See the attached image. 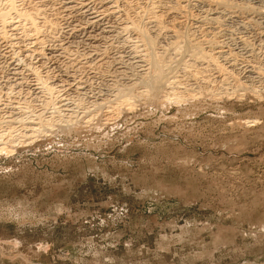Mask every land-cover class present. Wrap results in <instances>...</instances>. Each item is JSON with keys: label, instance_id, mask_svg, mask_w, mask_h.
Segmentation results:
<instances>
[{"label": "rangeland", "instance_id": "obj_1", "mask_svg": "<svg viewBox=\"0 0 264 264\" xmlns=\"http://www.w3.org/2000/svg\"><path fill=\"white\" fill-rule=\"evenodd\" d=\"M128 1L127 17L139 13L163 55L162 88L174 78L195 99L167 100L161 88L147 100L142 85L127 107L96 110L93 97L114 101L146 67L122 3L15 0L58 30L48 40L16 27L0 41V146L14 137L0 154V264H264V5L222 14L189 0L171 15L154 2L158 23L150 0ZM102 4L103 22L90 25ZM215 30L239 73L259 68L250 88L210 65L198 71L190 47ZM69 111L80 122L60 130ZM38 117L50 128L29 134Z\"/></svg>", "mask_w": 264, "mask_h": 264}, {"label": "bare ground", "instance_id": "obj_2", "mask_svg": "<svg viewBox=\"0 0 264 264\" xmlns=\"http://www.w3.org/2000/svg\"><path fill=\"white\" fill-rule=\"evenodd\" d=\"M44 1V0H43ZM106 1V0H105ZM109 1H112L113 3H114V1L115 0H107V3L109 2ZM121 3H119V4H121L122 5V10H121V12H119V14L121 13L122 15H124L123 17H124V19H125V16H126V19L128 20V22H129V19H132V20H130V22L128 23L129 24V26H128V24H127V28H130V29H132L133 31H134V34H135V37L137 38L136 40L138 41V45H141L140 47L142 48V53H140L141 54V56L139 57L140 59H142L143 60V62L145 63V65L144 66H146L144 69H141L142 71H140V72H138L136 75H135V79H134V81H132L129 85H127V87H123V88H119V89H117L116 90V93L114 94V98H113V100L114 101H111L110 100V98L108 99L107 98V95L105 96V94H97L95 97H93L94 98V100H93V102H92V105H93V107L97 110V109H99L103 104V102H106V103H110L111 104V106H110V108L112 109V111L114 110V111H117L118 109H119V107L121 106L122 107V105L123 106H128L129 105V103H128V99H127V97H129L130 96V94L132 93V91H135V90H138V89H141V88H139L140 86H144L145 85V90H143V89H141L140 91H142V92H140L139 91V97H143V98H145V99H147V98H153L154 99V97H156L157 95H159V94H161L160 92H161V88H162V85L163 84H161V81L164 79V74L166 73V71L164 70V68H163V64H165L164 63V58H163V55H161V54H159L158 52H157V50L155 51L154 50V48H155V46H156V44H155V40H154V37H153V39L151 38V36L149 35V33H148V31H147V29L145 28V26H143V25H141L142 23H141V17L140 16H138V14L139 13H136V9L137 8H135V10L132 12V15H135V13H136V15L135 16H131V15H129V17L130 18H128L127 16H128V8H130L131 7V5H130V3H129V1L128 0H119ZM132 1V0H131ZM130 1V2H131ZM145 1V0H144ZM188 2L189 3V0H150V2H151V5H148V6H150V8H148L149 9V11L148 12H150V14H152L151 15V18H152V20H157L158 19V17H156V14H154V7L152 6L153 5V3L154 2H160V4H161V6H160V4L159 3H157V4H159V8H161L162 7V10H163V8H164V12H165V14L167 13V14H169V13H171V11L173 12V10L174 9H176V10H178V9H180L181 7H182V4H184V2ZM191 2L193 1H197L198 3H199V1L201 2V4L203 3V5H206V6H208V8L210 7H216V8H218V7H220V9L221 8H225L226 10H227V8L228 7H234V8H237L239 11H243V12H251V13H259V11L258 10H256V5L257 4H259V5H261V3H262V5H264L263 3H264V0H190ZM28 2V1H27ZM31 1H29V4H32V3H30ZM42 2V1H41ZM46 2V1H45ZM83 2V1H82ZM147 2V1H146ZM0 3L1 4H3L4 6H5V8L4 7H2V9H0V41H1V39L3 40L5 37H6V33H5V31L7 30V29H14V28H16V27H18L19 29H21L22 31H24V32H26V33H29V34H31V37L32 36H36L37 35V37H38V35H42V36H45L46 37V39H52V37H53V35L55 34V32H57V30H58V28H57V24H55V22H56V20H55V22L53 23H51V22H49L45 17V19L42 21L41 20V22H38V19H40V18H38L39 17V14H38V11L37 10H39V8H40V6H39V8H35V6L33 7V6H29V9L27 10H23V8H21V9H18V8H16V4H15V0H0ZM102 3V1L100 2V4ZM104 3V2H103ZM111 3V2H110ZM109 3V6L111 5ZM116 3V2H115ZM117 3H118V1H117ZM116 3V4H117ZM145 3V2H144ZM249 3H251V4H249ZM131 4H133V3H131ZM150 4V3H149ZM155 4V3H154ZM196 4V3H195ZM253 4H256L255 6H253ZM82 5H83V3H82ZM82 5H80V6H82ZM115 5V4H114ZM114 5L112 6V9H113V7H114ZM118 5V4H117ZM117 5H115L116 6V8H117ZM156 5V4H155ZM154 5V6H155ZM188 5V4H187ZM257 6V9H258V7H262V6ZM36 6H37V4H36ZM100 6V7H99ZM98 7L100 8H98V10H100L99 12H96V13H94V14H89L88 16H89V18H88V23L90 24V25H92V24H94L95 25V23H97L99 20H100V22H103V21H101V17L99 16V14H101L102 16H103V14L104 13H106V10H107V8L106 7H108V6H106V7H104V5L102 4V5H99ZM136 6V5H135ZM146 7H147V5H145ZM158 6V5H157ZM1 7V6H0ZM26 7V6H25ZM78 7V6H77ZM76 7V8H77ZM87 7V6H86ZM97 7V6H96ZM203 7V6H202ZM213 7V8H214ZM3 8H4V10H3ZM66 8H69V7H66ZM109 8V7H108ZM132 8H134V7H132ZM212 8V9H213ZM215 8V9H216ZM263 8V7H262ZM111 8H110V10H112ZM147 9V10H148ZM156 9V8H155ZM158 9V8H157ZM211 9V10H212ZM215 9H213V10H215ZM229 9V8H228ZM261 8H259V10H260ZM41 10V9H40ZM39 10V11H40ZM117 9H115V11H116ZM129 10H132V9H129ZM175 10V11H176ZM206 10H208L207 9V7H206ZM217 10V9H216ZM223 9H221V13L222 14H224L225 12V10L224 11H222ZM85 11V10H84ZM87 11V10H86ZM95 11H97V10H95ZM113 11V10H112ZM128 11V12H127ZM146 11V10H145ZM161 11V10H160ZM180 10H178V12H179ZM231 11V10H230ZM235 11V10H234ZM262 11V10H261ZM260 11V12H261ZM264 11V10H263ZM262 11V12H263ZM43 12H44V10H43ZM110 12V11H109ZM114 12V11H113ZM118 12V11H117ZM131 12V11H130ZM130 12H129V14H130ZM135 12V13H134ZM156 12V11H155ZM163 11H161V13H162ZM210 12V11H209ZM219 12V11H218ZM220 12H219V14H220ZM224 12V13H223ZM232 12V11H231ZM231 12H228V15L230 16V14L229 13H231ZM245 12V13H246ZM159 13V12H158ZM176 13V12H175ZM235 13V12H234ZM240 13H242V12H240ZM239 13V14H240ZM245 13H242V16H243V14L245 15ZM248 13H246V15H249ZM43 14V13H42ZM80 14V13H79ZM108 14V13H107ZM106 14V15H107ZM111 14V13H110ZM114 14V13H113ZM117 14V13H116ZM118 14V15H119ZM150 14H148V16L150 15ZM160 14V13H159ZM179 14V13H178ZM177 14V15H178ZM207 14V13H206ZM209 14V13H208ZM207 14V16L209 17V15ZM211 14V13H210ZM217 14V17H219L218 16V13H216ZM222 14H220L221 15V18H222ZM232 14V13H231ZM260 14V13H259ZM109 15V14H108ZM115 15V14H114ZM171 15H172V13H171ZM170 15V16H171ZM214 15V14H213ZM227 15V14H226ZM235 15V14H234ZM241 15V14H240ZM251 15V14H250ZM253 15V14H252ZM262 15V14H261ZM264 15V14H263ZM44 16V15H43ZM68 16H70V15H68ZM68 16H65V17H68ZM110 16V15H109ZM157 16H158V14H157ZM174 16H176V14L174 15ZM206 16V20H209L208 22L209 23H211V24H213L214 23V25H216V16H214V17H207ZM211 16V15H210ZM228 16V17H229ZM242 16H240V17H242ZM256 16V15H255ZM258 16V15H257ZM256 16V17H257ZM106 18L108 17V16H105ZM113 17V16H112ZM112 17H110V18H112ZM122 17V18H123ZM156 17V18H155ZM160 17V16H159ZM173 17V16H172ZM224 17V16H223ZM231 17V16H230ZM236 17H238L237 16V13H236ZM244 17V16H243ZM260 16H258V18H259ZM263 17V16H262ZM43 18V17H42ZM81 18V17H80ZM105 18V19H106ZM119 18V17H118ZM122 18H121V20H122ZM146 18V17H145ZM144 18V19H145ZM155 18V19H154ZM202 18H204V17H202ZM202 18H200L201 20H199V23H198V25L196 26V28L198 27V29L197 30H199V26H201V25H199V24H201V22H202ZM220 18V17H219ZM225 18V17H224ZM251 18V17H250ZM149 19V18H148ZM263 19H264V17H263ZM50 20V19H49ZM74 20V19H73ZM107 20V19H106ZM116 20V19H115ZM127 20H125V21H127ZM250 20V19H249ZM252 20V19H251ZM15 21V22H14ZM52 21V20H51ZM105 21V20H104ZM124 21V20H123ZM158 21V23H159V19L157 20ZM219 21V20H218ZM254 21V20H253ZM205 22V18H204V20H203V23ZM57 23V22H56ZM125 23V22H124ZM154 23V22H153ZM202 23V24H203ZM207 23V22H206ZM205 23V24H206ZM218 24H219V22H217ZM87 24V23H86ZM99 24H101V23H99ZM99 24H97V25H99ZM157 24V23H156ZM208 24V23H207ZM125 26H126V23L124 24ZM158 25V24H157ZM196 25V24H195ZM209 25V24H208ZM120 26V25H119ZM156 26V25H155ZM159 26H160V24H159ZM204 26V25H203ZM211 26V25H210ZM209 26V27H210ZM217 26V25H216ZM214 27V26H213ZM41 28H43L44 29V31H42L43 29H41ZM158 28V27H157ZM159 28H161V27H159ZM206 28V27H205ZM110 29V28H109ZM201 29V28H200ZM206 29H208V27L206 28ZM210 29H211V27H210ZM210 29H208V31H211ZM216 29V28H215ZM160 30V29H159ZM8 31V30H7ZM6 31V32H7ZM161 31V30H160ZM167 31V30H166ZM203 31H204V33L207 31V30H204L203 28H202V33H203ZM208 31H207V33H208ZM214 32V33H213ZM213 32H209V33H212L209 37H208V39H204V40H200V41H195L192 45H191V47H190V51H189V54H190V56L192 57V58H194L193 60H194V63H198V65H197V67L199 68H197L198 69V71H200L201 72V70H203L204 69V67L206 66V65H210V66H212V68L214 69V70H216V72L217 71H220V72H217V73H221L222 72V75H226V76H228L229 78L231 77L232 79H231V81L232 82H235V84L237 85V87H242V89H247V88H250V87H248L249 86V84H251L252 82V78H257L258 79V77H261V76H259V74H260V70H259V68L258 67H256L255 65H253V64H247V66H245L246 68H245V70H243L242 72H240L241 73V76H240V73L238 72L239 71V69H238V71H237V68H236V66H237V63H236V61L234 60V58L232 59H230V60H228L227 58L225 59V54H228V51L226 52V51H224L223 50V48H224V43L223 42H220V40H218L217 38V34H216V30L215 31H213ZM165 33V32H164ZM33 34V35H32ZM167 34H169V33H167ZM206 34V33H205ZM204 34V35H205ZM214 34H216V36L214 35ZM218 34H220L219 32H218ZM209 35V34H208ZM28 36V35H27ZM41 36V37H42ZM177 36V35H176ZM207 36V35H206ZM44 37V38H45ZM164 37V36H163ZM215 37H217L216 39H215ZM220 37V36H219ZM34 38V37H33ZM40 38V37H39ZM177 38V37H176ZM43 39V38H42ZM48 39V40H49ZM37 40V41H36ZM40 40V39H39ZM39 40H38V38H35V40H34V44H35V41L36 42H39ZM42 41V40H41ZM243 41V40H242ZM43 42V41H42ZM37 44H39V43H37ZM206 45V48L204 49L203 47V45ZM203 46V47H202ZM174 48V47H173ZM230 50V49H229ZM251 51V50H250ZM41 52H42V50H41ZM246 52V51H245ZM40 53V52H39ZM38 53V54H39ZM137 53V52H136ZM135 53V54H136ZM255 53V52H254ZM259 53V52H258ZM43 54V53H42ZM230 54H233V53H230ZM40 55V54H39ZM167 55V54H166ZM235 55V54H234ZM250 55H251V53H250ZM250 55L248 54L247 55V53H246V56H245V58H247L248 56L250 57ZM225 56V57H224ZM221 58V59H219V58ZM248 57V58H249ZM137 58H138V56H137ZM217 58H218V60H217ZM132 59V58H131ZM91 60V59H90ZM220 60H222L221 62H220ZM92 62V61H91ZM192 62V61H191ZM247 62V61H246ZM249 62V61H248ZM196 63V64H197ZM202 63L204 64V66H202ZM194 65V64H193ZM166 66V65H165ZM210 66H208V67H210ZM138 67V66H137ZM190 67V66H189ZM192 67V66H191ZM120 69V68H119ZM196 70V69H195ZM130 71V70H129ZM164 71H165V73H164ZM189 72H191L190 70H188ZM197 72V71H196ZM205 72V71H204ZM261 72H262V70H261ZM234 73V74H233ZM264 73V72H263ZM196 74V73H195ZM194 76V74H192L191 73V76ZM220 75V74H219ZM222 75H221V77H222ZM261 75V74H260ZM202 76V75H201ZM166 77V76H165ZM219 78V77H218ZM223 78V77H222ZM225 78H227V77H225ZM228 78V79H229ZM118 79V78H117ZM133 79V78H132ZM131 79V80H132ZM227 79V80H228ZM217 80H219V79H217ZM259 80V79H258ZM224 81H226L225 79H224ZM255 81V80H254ZM222 82V81H221ZM251 82V83H250ZM165 87L164 88H162V92H163V90H164V92H165V96H166V99H167V97L169 98H172L174 101H177L178 100V102H179V100H180V98H181V95H185V97H188V98H190L191 100H193V98L195 99V95L197 94V92H195V90H192L191 88H189V87H185V86H182V84H180L179 85V82L177 81V80H174V78L171 80V81H169V80H166V82H165ZM246 84H248V85H246ZM71 85V84H70ZM186 85V84H185ZM236 85H234V87L236 86ZM45 86H46V84H45ZM182 86V87H181ZM81 87V86H80ZM191 87V86H190ZM46 88H48V87H46ZM78 88V87H77ZM52 88L50 87V88H48L47 90L48 91H52L51 90ZM80 89V88H79ZM82 89V88H81ZM147 89H149V91H147ZM244 89V90H245ZM46 90V91H47ZM76 90H78V89H76ZM75 90V91H76ZM251 90V89H250ZM194 91V92H193ZM138 92V91H137ZM48 93V92H47ZM150 93L152 94L151 95V97L149 96L150 95ZM50 94V93H49ZM129 95V96H128ZM131 95H134L133 93L131 94ZM136 96V95H135ZM51 97V96H50ZM138 98V97H137ZM165 99V100H166ZM147 100H149V99H147ZM168 100V99H167ZM182 100V99H181ZM181 100H180V102H181ZM60 101V100H59ZM60 103V102H59ZM61 105V104H60ZM64 106H65V104H64ZM64 106H59V107H61V108H63ZM60 108V109H61ZM70 113L69 114H67L66 116H65V118H64V123H65V127H61L60 128V130H63V131H65V128L66 127H68V128H70V127H74V126H78V123L80 122H77L78 121V117L77 116H75L74 115V113L72 112V111H69ZM113 113V112H112ZM109 114V113H108ZM7 119V118H6ZM12 119V118H11ZM80 120H81V118H80ZM14 121V120H13ZM37 121L38 122H34V124H28L29 126H27V127H29V134H35V133H42V131L43 130H47V128L49 127L50 128V121H48V120H44L43 118H41V117H38L37 118ZM26 122V121H25ZM33 122V121H32ZM88 122V121H87ZM9 123V122H8ZM31 123V122H30ZM7 125V124H6ZM86 125V124H85ZM8 126V125H7ZM52 127V126H51ZM54 128V127H53ZM52 129V128H51ZM56 129V128H55ZM27 130V129H26ZM6 131V130H5ZM44 133H45V131H44ZM10 134V133H9ZM7 135V140H6V142L5 143H3L2 145L3 146H0V154L2 153H6V152H9L10 150H9V148H11L8 144H13L12 142H13V139H14V137L12 136V134H10V135ZM28 134V132H27V134L26 135H29ZM37 135V134H36ZM3 136H4V134H1L0 133V140L3 138ZM31 135H29L28 137H30ZM25 137V136H24ZM26 138L27 140L29 139V138ZM29 141V140H28ZM16 143V142H15ZM9 150V151H8ZM13 150V149H12ZM10 154V153H9Z\"/></svg>", "mask_w": 264, "mask_h": 264}]
</instances>
